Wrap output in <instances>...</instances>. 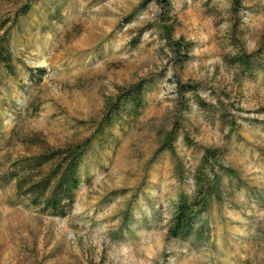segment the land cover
Masks as SVG:
<instances>
[{
  "label": "rangeland",
  "instance_id": "obj_1",
  "mask_svg": "<svg viewBox=\"0 0 264 264\" xmlns=\"http://www.w3.org/2000/svg\"><path fill=\"white\" fill-rule=\"evenodd\" d=\"M25 0H0V34ZM174 37L161 36L159 0H32L10 29L14 72H0V175L38 151L16 134L60 147L93 133L108 96L148 79L140 113L95 137L65 215L0 186V264H264V0H168ZM263 67L228 61L232 34ZM38 70V72H37ZM177 80L196 85L181 97ZM200 97L212 108L196 103ZM171 149L161 148L163 140ZM206 147L219 149V194L170 237Z\"/></svg>",
  "mask_w": 264,
  "mask_h": 264
},
{
  "label": "trees",
  "instance_id": "obj_2",
  "mask_svg": "<svg viewBox=\"0 0 264 264\" xmlns=\"http://www.w3.org/2000/svg\"><path fill=\"white\" fill-rule=\"evenodd\" d=\"M32 0H25L17 8L15 15L0 34V72L2 68L10 74L14 72L13 54L10 49V29L19 15L25 14L30 9ZM233 9L237 12L238 0H232ZM165 9V18L160 17L158 25L161 36L168 45L171 54L175 57L184 55V62L188 60L190 43L183 37H174L175 17L170 15L171 9L168 0H159ZM237 52L228 56V61L238 65L244 70L253 71L263 67L261 57L255 53H248L238 41L235 32L232 34ZM38 72V70H37ZM148 79L142 78L130 86L121 89L116 95L108 96L105 100L104 110L96 122L93 133L77 142H71L60 147H52L44 143L37 133L29 135L16 134L17 140L23 144L38 147V151L28 155H21L10 162L4 173L0 175V186L10 182L14 183L15 193L28 199L32 206L40 207L43 211L55 215H65L74 202L76 191L81 183L80 161L89 148L93 139L101 135L106 128L114 123L123 121L126 117H133L140 113L145 104V87ZM196 85L190 82L177 80L176 96L179 107L184 109L187 102L181 97L187 91H195ZM196 103L202 108H212V103H207L196 97ZM161 148L171 149L172 143L163 140ZM219 149L206 147L203 150L200 165L194 178L195 190L191 196L182 194L175 205L171 222L168 227L170 237H185L196 229L195 217L206 210L210 198L219 194V175L214 167H222Z\"/></svg>",
  "mask_w": 264,
  "mask_h": 264
}]
</instances>
